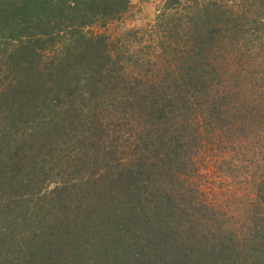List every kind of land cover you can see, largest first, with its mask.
<instances>
[{
  "label": "trees",
  "instance_id": "1",
  "mask_svg": "<svg viewBox=\"0 0 264 264\" xmlns=\"http://www.w3.org/2000/svg\"><path fill=\"white\" fill-rule=\"evenodd\" d=\"M245 6L165 0L112 37L86 29L131 0H0V264H264V0ZM225 142L254 170L238 217L193 183Z\"/></svg>",
  "mask_w": 264,
  "mask_h": 264
},
{
  "label": "rangeland",
  "instance_id": "2",
  "mask_svg": "<svg viewBox=\"0 0 264 264\" xmlns=\"http://www.w3.org/2000/svg\"><path fill=\"white\" fill-rule=\"evenodd\" d=\"M223 1L225 5L226 3L232 6L234 4L237 9H243L244 7L248 9L245 3H249V8H251L250 4L252 0H249V2H247V0ZM164 5L165 0H131L129 13L120 21L109 23L104 27L97 24L92 28H87L86 32L95 34L102 33L114 37L120 34V32L134 29L140 31L142 34L155 24L156 17ZM247 49L245 55H247L248 58L246 57L245 59L249 62L251 56L256 52L252 48H250L251 52L248 47ZM257 54L258 52L255 55ZM248 70L250 69L245 70V72ZM245 72H237L242 82H246ZM256 72H259V70L256 69ZM249 93L250 92H248V94ZM222 146L226 147L223 152H221L219 147L209 144L197 151L195 160L197 162L198 173L196 178L193 179V183L199 187L198 189L202 193L206 203L210 204L218 211L226 213V215L230 217H238L241 216L245 210V205L254 198V170L251 171L250 167L247 166L248 164H245L243 160V163H241L239 160L240 157L243 158L244 153H249V150L244 145L242 147L243 149L237 146V154L229 143L225 142ZM246 157V159H248V156ZM225 158H233L236 164L239 162V167L242 166L241 169L235 172V176H231L225 171L228 169L227 165L222 169Z\"/></svg>",
  "mask_w": 264,
  "mask_h": 264
}]
</instances>
